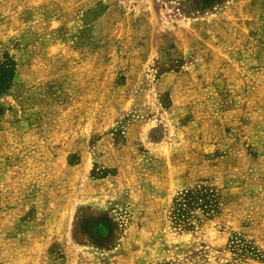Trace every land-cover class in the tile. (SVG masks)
Returning a JSON list of instances; mask_svg holds the SVG:
<instances>
[{
	"label": "rangeland",
	"instance_id": "obj_1",
	"mask_svg": "<svg viewBox=\"0 0 264 264\" xmlns=\"http://www.w3.org/2000/svg\"><path fill=\"white\" fill-rule=\"evenodd\" d=\"M5 56L0 264H264V0H0Z\"/></svg>",
	"mask_w": 264,
	"mask_h": 264
},
{
	"label": "trees",
	"instance_id": "obj_2",
	"mask_svg": "<svg viewBox=\"0 0 264 264\" xmlns=\"http://www.w3.org/2000/svg\"><path fill=\"white\" fill-rule=\"evenodd\" d=\"M221 0H194L200 2V9L211 7L214 2ZM14 74L13 62L5 56L0 61V88H6ZM219 209V194L215 188L208 185L198 184L193 188L183 190L173 201L170 210V218L174 225L181 226L185 230L195 228V225L202 219L213 217ZM101 226L94 225L90 227L85 223V230L92 231L97 236L102 229ZM228 250L234 256V264H243L241 261L245 258L261 259V255L255 246L245 240L243 237L234 235L227 244ZM169 264V263H164Z\"/></svg>",
	"mask_w": 264,
	"mask_h": 264
}]
</instances>
